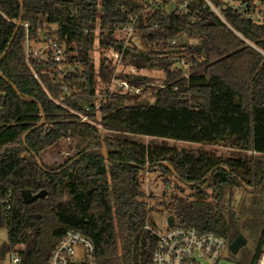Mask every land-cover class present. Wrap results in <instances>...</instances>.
<instances>
[{
  "label": "trees",
  "instance_id": "obj_1",
  "mask_svg": "<svg viewBox=\"0 0 264 264\" xmlns=\"http://www.w3.org/2000/svg\"><path fill=\"white\" fill-rule=\"evenodd\" d=\"M221 11L227 24L200 0L169 13L146 0H0V229L6 231L0 260L11 246L26 264H48L54 246L72 229L92 240L96 264H151L156 235L144 226L151 223L147 214L163 210L146 207L139 174L157 172L164 186L174 178L189 188V197L170 195L168 211L177 224L229 243L245 234L252 245L231 254L237 264L253 263L264 248V236L257 243L262 224L256 210L239 222L224 211L223 198L233 187L263 193L264 160L122 136L228 143L264 155V25ZM129 26L141 32L145 50L115 36ZM40 35L63 45L64 63L74 67L58 75L49 57L26 58L25 42ZM180 35L197 42L171 46ZM95 40L117 55L116 63L103 56L95 67ZM176 54L192 61L187 76L171 70ZM119 63L163 72L152 102L107 91L113 77L137 88L150 81L115 73ZM97 81L105 98L98 107ZM81 116L114 134H101ZM61 139L70 140L72 155L58 165L41 162L39 155Z\"/></svg>",
  "mask_w": 264,
  "mask_h": 264
},
{
  "label": "rangeland",
  "instance_id": "obj_2",
  "mask_svg": "<svg viewBox=\"0 0 264 264\" xmlns=\"http://www.w3.org/2000/svg\"><path fill=\"white\" fill-rule=\"evenodd\" d=\"M149 3H152L154 6H162L165 12L169 13L178 8L177 2L174 0L170 1L166 6L162 5L164 0H146ZM41 36V35H40ZM45 35L40 37L39 41H27L24 44V48L26 53H30L31 51H35L39 53L38 58L45 59L47 57L46 52V44L44 41ZM117 38H124L127 42H130L132 45L137 47L139 50H145V45L142 40V35L140 31H135L132 29L131 31L125 29L119 30L115 33ZM195 39H187L185 36H180L175 44L180 43H196ZM174 44V45H175ZM64 46H61L63 49ZM103 56H107L111 58L113 63L117 62V55L109 50H105L101 48L95 40L93 50L90 52V57L94 62L95 67L97 68L100 59ZM64 61L57 63L53 68L54 72L58 75L64 74L68 70L72 69L73 65H68L64 63ZM73 66V67H72ZM190 71V67H183L181 72L184 76H186ZM115 73H135L148 76L150 79L149 83L144 87H131L130 90H123L119 87L118 82L122 79L113 77L109 80L106 85L107 91L109 93H118V94H130L132 98L130 99L132 102H152L154 100L153 93L156 89L162 86V82L164 79V75L162 71L153 70V69H145L136 71L129 66H125L123 64H117L115 68ZM97 91L96 98L94 100L96 107H98L100 101H104V94L101 91L102 84L100 81H97ZM98 117V116H97ZM82 120H88L95 124L101 134H114V132L104 130L97 120H89L88 118L81 116ZM121 136V134H120ZM125 138L131 141L139 142L144 145H157V146H165L175 148L177 150H189L193 152H208L215 156L221 158L227 157H254L264 160V155L255 154L253 152H242L236 150L228 145V143H218L216 145H208L201 144L190 141H182L175 140L170 138H162V137H150L139 134H122ZM72 143L70 140L61 139L51 147L47 148L39 155V159L41 162L47 165H58L62 164L66 159H68L72 155L71 150ZM140 185L141 189L145 193V198L143 199L146 207H152L163 210V214L158 213L157 211H153L149 215L150 222L145 223V226H149L150 230L153 233H160L167 228L166 218L169 216V206L171 204L170 195L172 194H180L183 197H189V188L184 183L177 181L172 178L171 183L168 186H164L162 181L160 180L157 172H140ZM165 193V196L162 194ZM250 202V204H249ZM255 206V207H254ZM223 209L225 212H231L235 217H237L239 222H242L253 216L254 210L255 216L257 217V222H261V229L258 235L257 243L262 236H264V192L257 195L252 192L247 191L244 187H233L229 191L226 192L223 198ZM144 226V228H146ZM245 238V234L242 233ZM246 239V238H245ZM6 241V231L5 229H0V244ZM246 239L245 247H250L252 244L248 242ZM263 249V248H262ZM228 254V259H223L219 261L218 264H234L235 259L229 250H226ZM238 255V254H237ZM7 258L3 261H0V264H6Z\"/></svg>",
  "mask_w": 264,
  "mask_h": 264
},
{
  "label": "built area",
  "instance_id": "obj_3",
  "mask_svg": "<svg viewBox=\"0 0 264 264\" xmlns=\"http://www.w3.org/2000/svg\"><path fill=\"white\" fill-rule=\"evenodd\" d=\"M174 1L178 4L177 9L185 11L190 0ZM200 1L203 8L211 10L226 24L227 22L221 11L224 9L230 10L254 25H264V0ZM126 29L131 31L132 26ZM177 39L171 41L170 45L175 47L183 44H175ZM44 41L47 48V57L57 63L64 61V50L61 49L56 39L47 37L44 38ZM259 51L264 56V52ZM25 55L26 58L42 59L38 58L39 53L31 50L29 54L25 51ZM191 64L192 61L187 56L176 54L172 61L171 70H181L187 66L189 68ZM118 84L123 90L132 89V85L125 80L119 81ZM3 202L5 203V209H8L10 203L6 197ZM145 227V229L150 230L149 226ZM154 234L156 235V242L152 250L151 264H218L219 261L228 259L226 250H229V242L212 232H199L193 226L180 225L174 221L171 227L167 226L164 231ZM5 257L7 258L6 264H26L18 254L16 247L7 246L5 255L0 261H3ZM48 264H96L94 244L86 235L68 229L52 249ZM252 264H264V248L258 252Z\"/></svg>",
  "mask_w": 264,
  "mask_h": 264
},
{
  "label": "water",
  "instance_id": "obj_4",
  "mask_svg": "<svg viewBox=\"0 0 264 264\" xmlns=\"http://www.w3.org/2000/svg\"><path fill=\"white\" fill-rule=\"evenodd\" d=\"M22 13H20L19 19L17 21V26L20 24V17H21ZM4 54V53H3ZM2 54V55H3ZM165 164V163H164ZM24 194V200L25 201H29L32 197L30 195V192L28 190H25L23 192ZM174 217L172 215L167 216L166 218V225L168 227H171L174 223ZM246 243V239L244 238V236L242 234H238L237 236H235V238L229 243L228 248L229 251L231 253H236L239 248H241L242 246H244Z\"/></svg>",
  "mask_w": 264,
  "mask_h": 264
},
{
  "label": "clouds",
  "instance_id": "obj_5",
  "mask_svg": "<svg viewBox=\"0 0 264 264\" xmlns=\"http://www.w3.org/2000/svg\"><path fill=\"white\" fill-rule=\"evenodd\" d=\"M249 204H250V202H249Z\"/></svg>",
  "mask_w": 264,
  "mask_h": 264
}]
</instances>
